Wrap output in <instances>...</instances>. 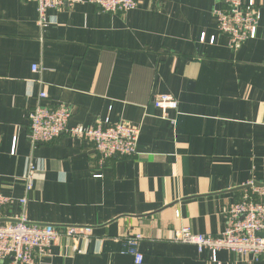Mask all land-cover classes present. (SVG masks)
I'll use <instances>...</instances> for the list:
<instances>
[{"label": "crops", "instance_id": "1", "mask_svg": "<svg viewBox=\"0 0 264 264\" xmlns=\"http://www.w3.org/2000/svg\"><path fill=\"white\" fill-rule=\"evenodd\" d=\"M253 2L256 37L233 51L214 17L222 0H137L116 14L85 3L50 11L43 34L33 0H0V194L13 199L0 223L22 215L92 228L87 241H58L41 264H134L124 238L136 234L141 264H264L226 250L213 263L170 241L182 227L216 236L246 184L264 185V0ZM41 92V105L70 111L69 126L139 127L137 154L100 167L85 140L32 149L28 116ZM160 94L178 103L168 120L152 106Z\"/></svg>", "mask_w": 264, "mask_h": 264}, {"label": "built area", "instance_id": "2", "mask_svg": "<svg viewBox=\"0 0 264 264\" xmlns=\"http://www.w3.org/2000/svg\"><path fill=\"white\" fill-rule=\"evenodd\" d=\"M36 5V25L43 34L44 30L55 24L50 11L67 9L88 3L101 13H126L136 9L137 0H33ZM223 7L214 11L217 29L227 38L228 48L237 51L249 40L256 37L258 25L257 8L253 0H222ZM42 42V38H40ZM33 73L39 68L33 65ZM47 98L45 92L38 95V103L28 116V141L32 149L39 145L51 144L60 137L67 136L76 140H85L93 147L100 167L112 158H132L140 135V128L126 123L111 124L99 122L93 127L81 125L69 126L70 111L63 105L49 107L40 102ZM152 106L159 110L161 118L168 120V112L176 111L177 101L167 94L154 96ZM36 167L29 157L22 176L24 192L32 191ZM247 192L243 199L224 209V230L216 236L192 233L182 227L173 231L170 241L194 246L198 253L210 254V261L216 262V253L226 250L236 255L249 256L254 262L264 260V185L254 182L246 184ZM23 207L26 196L17 200ZM13 199L0 194V216L5 206ZM92 236V228L83 226H53L29 223L20 216L11 223H0V264H41L42 259L50 256L51 248L61 239L76 245L78 241H87ZM142 235L125 237L133 256L134 264H141L143 256L137 250Z\"/></svg>", "mask_w": 264, "mask_h": 264}, {"label": "water", "instance_id": "3", "mask_svg": "<svg viewBox=\"0 0 264 264\" xmlns=\"http://www.w3.org/2000/svg\"><path fill=\"white\" fill-rule=\"evenodd\" d=\"M260 236H264V234H259Z\"/></svg>", "mask_w": 264, "mask_h": 264}]
</instances>
